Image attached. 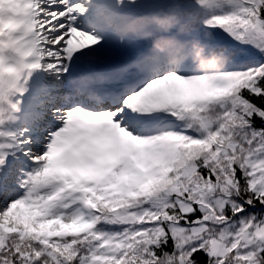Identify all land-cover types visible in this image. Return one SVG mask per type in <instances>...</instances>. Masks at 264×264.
I'll return each instance as SVG.
<instances>
[{
    "label": "rangeland",
    "instance_id": "obj_1",
    "mask_svg": "<svg viewBox=\"0 0 264 264\" xmlns=\"http://www.w3.org/2000/svg\"><path fill=\"white\" fill-rule=\"evenodd\" d=\"M197 1L210 12L224 10L219 36L226 43L259 48L264 55V21L255 11L259 0ZM144 2L68 0L64 15L55 0H0V69L5 64L12 72L9 86L21 88L12 96L6 90L8 80L0 79V241L10 233L23 236L25 229L42 239L74 235L101 221L95 235L103 252L114 253L129 243L143 248L156 244L166 223L180 248L199 233L203 243L210 241V255L234 249L244 262L235 257L233 264H257L254 249L264 247V223L223 214L228 205L239 209L233 197L238 187L235 165L250 189L264 190V142L244 128L241 111L246 107L237 93L251 76L238 80L231 72L213 68L214 54L198 55L201 42L141 27ZM93 11L98 21L92 20ZM68 13L73 17L69 28L53 27L62 25ZM117 42L115 53L138 60L140 70L139 81L127 90L123 87L116 105L108 107H116L115 121L128 133L126 142L112 149L95 144L89 151L64 130L53 134L57 125L52 121L43 119L37 131L38 120L51 112L37 107L42 84L59 85L65 90L61 99H72V106L81 111L90 109L80 102L92 84L104 78L105 84L120 87L107 69L98 78L85 74L89 63L103 64L104 50ZM78 83L80 88H74ZM134 87H140L137 93ZM96 91L91 90L90 98ZM51 94V99L58 97ZM7 101L12 102L10 113L5 111ZM106 104L95 101L91 108ZM154 115L163 119L149 128L139 127ZM182 128H188L187 136ZM25 139L30 151L21 149L19 142ZM197 156L214 179H201L196 173ZM97 184L118 199L99 214L87 213L81 199L88 196L79 191L85 192L86 185L94 191ZM175 195L197 203L201 225L190 228L174 222L166 207Z\"/></svg>",
    "mask_w": 264,
    "mask_h": 264
},
{
    "label": "trees",
    "instance_id": "obj_2",
    "mask_svg": "<svg viewBox=\"0 0 264 264\" xmlns=\"http://www.w3.org/2000/svg\"><path fill=\"white\" fill-rule=\"evenodd\" d=\"M150 1L164 0H145L144 5ZM215 10L217 12L208 11V8L197 0H174L169 3L166 12L142 14L139 22L141 27L149 28L153 34L167 31L194 43H203L198 55L214 54L211 66L222 72H231L238 80L239 77L243 78L249 74L252 80L247 84H241L237 92L246 107L241 111V119L244 128L254 134L256 136L254 138L259 137L264 142L262 49H247L243 44L234 46L226 43L225 39L219 36L220 17L223 16L224 10L220 7ZM255 11L258 18L264 21V0L258 1ZM226 15L232 14L226 11ZM11 74L12 72L4 64L0 69V79L8 80L6 90L13 96L19 94L21 88L18 84L9 86ZM9 103L12 104L11 101H7L5 111L10 113L12 108H9ZM182 129L187 136L188 128ZM200 159L199 156L195 159L198 168L196 173L201 179H214L212 171L205 163L200 164ZM234 172L238 187L233 197L239 209L233 210L228 205L223 210L225 218L239 219L244 216L251 218L255 223H264V190L258 192L250 189L238 165H235ZM67 189L64 188L63 192H67ZM103 189L104 186L97 184L94 191L89 189V185L85 186V192L79 191L80 194L88 196V199H81L87 213L99 214L118 199V196H111ZM173 199L166 207V212L173 217L174 222L190 228L201 225L202 210L197 203L182 195H175ZM102 226L103 223L99 221L85 232L45 239L30 232L29 229H25L23 236L17 233L4 235L3 240L0 241V264H233L236 258L238 262H244L239 255L236 257L234 249L228 250L225 255H210V241L203 243L199 233L189 245L180 248L166 223H163L164 232L156 244L143 248L140 243H129L118 252L106 253L102 251L99 238L95 235L96 230ZM254 254L257 264H264V247L254 249Z\"/></svg>",
    "mask_w": 264,
    "mask_h": 264
},
{
    "label": "bare ground",
    "instance_id": "obj_3",
    "mask_svg": "<svg viewBox=\"0 0 264 264\" xmlns=\"http://www.w3.org/2000/svg\"><path fill=\"white\" fill-rule=\"evenodd\" d=\"M58 3V7L62 8L59 10L60 14L66 15L67 13V5L66 2L68 0H55ZM68 18L65 19L64 23L53 25V27H58V29L62 28V26L66 25L68 28L69 25L73 23V17L68 13ZM95 11L92 12L90 16H92V20L95 19V21H98V18H95L98 16ZM69 30V29H67ZM119 40V39H117ZM127 41H131V39H128ZM119 43L117 42L116 45H108L106 49L103 52L102 55V62L106 63L105 68L109 70L110 72H113L116 76V80L120 81V84L123 85L124 89H128L136 84L139 77L140 70L137 67V61L138 60H129V58L122 53L116 54L115 51L119 48ZM132 55H134V52H131ZM49 63H47V66ZM52 72H50L51 74ZM118 81V82H119ZM134 83V84H132ZM44 92L39 95V97L36 100L37 108L38 110L41 109H48L51 108V112L46 117L41 116V118L38 120V123L36 124V129L39 131L42 129L41 121L43 119H46L47 122H53L57 126H54L52 129L53 134H58L59 131L65 132L70 137H75V144H78L82 142L84 144V147L87 148L89 151H93L95 148V144L99 145L101 149H112L122 142H126L128 133L123 128L122 123H118L115 121V116L113 110H110L109 112H105L108 110H104V112L101 110H95L91 109L89 105L84 104L85 102L80 103L84 105V108L89 107L88 111L82 110L79 107L72 106L70 98L68 100L63 101L61 97L64 94L65 90H59V85L53 83H44L42 84ZM121 86V85H120ZM50 87H54V89L50 90ZM141 87V86H140ZM139 87V88H140ZM135 88V91L138 92L139 88ZM126 91V90H124ZM51 92H54L55 94H58L57 96L60 98H52ZM60 101V102H58ZM113 101L116 104V99H113ZM47 102H49L47 104ZM78 104V103H77ZM76 107V108H75ZM36 109V110H37ZM164 109L162 107L160 111ZM43 110H40L43 112ZM96 111V112H95ZM112 111V112H111ZM101 112V113H99ZM131 118V117H130ZM129 120L135 121L132 118ZM153 119L148 121L147 123H139V127L149 128L151 123L153 122H159L163 119L162 116H153ZM23 147L21 148L23 151L29 150L30 145L28 143V140H22L19 142ZM30 151V150H29ZM28 151V152H29ZM94 153V152H93Z\"/></svg>",
    "mask_w": 264,
    "mask_h": 264
},
{
    "label": "water",
    "instance_id": "obj_4",
    "mask_svg": "<svg viewBox=\"0 0 264 264\" xmlns=\"http://www.w3.org/2000/svg\"><path fill=\"white\" fill-rule=\"evenodd\" d=\"M167 9V5L163 2H149L144 7V14H147L149 12H161L165 11Z\"/></svg>",
    "mask_w": 264,
    "mask_h": 264
}]
</instances>
